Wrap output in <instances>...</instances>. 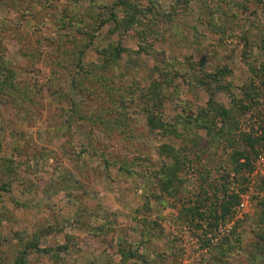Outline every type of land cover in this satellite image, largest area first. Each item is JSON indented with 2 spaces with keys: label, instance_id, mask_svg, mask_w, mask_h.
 I'll return each mask as SVG.
<instances>
[{
  "label": "rangeland",
  "instance_id": "obj_1",
  "mask_svg": "<svg viewBox=\"0 0 264 264\" xmlns=\"http://www.w3.org/2000/svg\"><path fill=\"white\" fill-rule=\"evenodd\" d=\"M123 1L0 0L3 55L32 91L25 109L11 99L0 101V264H16L37 239L41 248L29 250L24 264H264V173L250 175L259 153L251 172H237L228 147L213 145L200 130L196 145H204V153L198 156L193 144L183 182L165 188L146 176L162 166L161 144L179 146L181 140L166 128L153 130L139 99L144 86L166 73L173 83L160 112L144 99L165 125L183 130L180 115L214 101L238 111L239 132L258 134L264 115V0ZM134 4L147 19L126 33L123 21ZM139 30L156 33L147 40L154 45L151 54L138 53ZM115 46L124 47L118 60L99 65L101 53ZM206 72L218 73L212 87L195 82ZM102 76L108 82L114 76L117 94L126 96L133 85L139 99L128 105L131 100L122 98V130L106 131L84 118L103 99ZM253 79L257 104L242 113L232 94L243 98ZM122 161L133 175L120 169ZM224 184L230 193L247 196L252 209L231 233L212 241L218 225L193 221V208L202 188L221 195ZM123 248L134 256L121 258Z\"/></svg>",
  "mask_w": 264,
  "mask_h": 264
},
{
  "label": "trees",
  "instance_id": "obj_2",
  "mask_svg": "<svg viewBox=\"0 0 264 264\" xmlns=\"http://www.w3.org/2000/svg\"><path fill=\"white\" fill-rule=\"evenodd\" d=\"M126 1L127 0H124L123 3L126 4ZM129 13L130 14H128L126 21H123L124 23L126 22V25H124V32L126 33L129 29L132 28L131 26H135L139 22V20H143V18L147 19L145 10L139 7L138 4H134L133 8L129 9ZM107 22L108 20L105 19L103 21V25ZM118 24L121 23H119L118 21ZM140 32L142 34V43L140 44L138 53L151 54L154 50V45L147 40H149V35L153 34V36L155 37L156 33L150 31V33H147L139 30V33ZM93 40L94 39H92L91 37L89 44H94ZM82 47L85 48V44L82 43ZM83 48L79 50V55L77 57L81 68V55L84 52ZM123 51L124 47L115 46L113 47V49L101 53L103 57L105 55V59L99 61L100 63L98 64L100 65L101 63H103L106 66L110 63L111 58L117 61L118 58L122 55ZM107 56H109V59H107ZM221 72L222 71H218L219 75H221ZM218 73L206 72L204 73V76L198 77L195 82L196 84L210 87L211 80L219 81ZM16 74V70L12 66L10 60L6 59L3 55V49L0 42V101L11 99L17 108L25 109V105L23 104L25 102L29 104L32 102V91L30 87L21 84L17 80ZM113 77L114 76H111L110 78L112 81L108 82L106 80V77L102 76L100 80L103 87L101 91V93L103 94L101 95L103 99H100L98 97V100L100 101L99 103H97V109L84 114V118L89 120V122H91L93 126L103 125L104 130L106 131H114V129L122 130L125 128V119L127 118V105L126 103H124L125 106H120L122 104V98L124 99L123 101H125V99L126 101L128 99L131 100V103H129L128 105H131L136 102V100L142 98H144L148 103L150 101H153L154 108H156L160 112L166 99L164 93L173 83V78L170 77L169 74L162 73L159 77L153 78L148 86H144L141 89L140 97L139 99H137V95H134L135 92L133 91V85L127 87L129 89V93L126 96L117 94L115 85H112L115 81ZM250 82V91L249 89L245 90L246 95L243 98L235 99L234 95L232 94L233 102H235L236 107L242 113H246V111H249L250 108L254 107L257 104L255 97V94H257V92L255 90L256 88H258V85L255 84L254 79ZM131 83L136 84V81H132ZM144 99L141 100V102L143 104L142 106L144 111L148 113L150 127L153 130L166 128L165 130L168 135L181 140L179 146H175V143H173L172 145H170L169 143L161 144V146L159 147V154H162L165 159L161 164L162 166L160 167V170H157L153 173L152 171H150L149 176H146L147 179H155L159 183V185L164 186L165 188H169V186H172L174 180H176V183L183 182V179L181 177L182 173L184 172L186 174L188 172V169L192 167L191 164H193L191 162L192 160L190 159V151L193 150V144L195 145V148H199V145L196 144H199L202 139L199 133L200 130H205L207 132L208 136H210L212 139L210 140V142L213 145L228 147V150H230L232 157L231 161L236 164V167H234L235 171L240 172L241 170H243L247 173L253 170V159H255V155L259 153V148H256V145L261 146L264 140L263 115L260 116L261 120L259 122L260 126L258 134L257 132H239V129L241 127V119H239L240 114L236 113L238 111L234 112L233 110V112H230L225 107H222V105H220L219 103L211 101L208 104L207 108L201 109L198 113L190 112L191 115H188V111H186L187 115H180L177 119V123L179 122L184 127V129L179 130V127H177L175 123L169 122V124L165 125V122L161 121V119L158 118V114L150 109ZM248 99H250V103H246ZM76 109L78 110V107H76ZM203 146L204 145H201L199 150L195 151L197 152L198 156L200 153H204L206 148L203 149ZM241 159H244L243 162H241ZM120 169L128 175L134 174V170L129 165H126L125 161L121 162ZM262 184L264 185V180L262 181ZM1 187L4 191L8 190L6 184L2 185ZM166 190L167 189H164V191ZM210 195L214 197V200ZM196 198L197 205L194 206V210L192 209L194 211L192 220L197 221L198 219L200 222L207 221L209 222L210 226H217L219 225L220 220L224 221L226 217H230L234 214L235 211H233V207L234 205L239 204L240 193L237 191L230 193L229 189L224 184L221 195H219L216 190L213 189V187H211V189L202 188L200 193L197 194ZM207 202H209V204H212V206H209ZM207 206V210H212L211 212H206L205 210L201 211L203 209L202 207L206 208ZM199 226H202V224L199 223ZM42 235L45 236L46 233H43ZM37 240L31 241L29 243L27 242L28 244L22 251V256L17 257L16 264H24L26 255L28 254L27 252H29V250H39L41 248ZM126 252V249H120L119 255L121 256V258H132L134 256L132 255V251L127 253Z\"/></svg>",
  "mask_w": 264,
  "mask_h": 264
},
{
  "label": "built area",
  "instance_id": "obj_3",
  "mask_svg": "<svg viewBox=\"0 0 264 264\" xmlns=\"http://www.w3.org/2000/svg\"><path fill=\"white\" fill-rule=\"evenodd\" d=\"M262 112L264 114L263 110ZM263 118H264V115H263ZM258 172L264 173V140L260 147L256 168L254 172L250 175L255 176V174H258ZM252 182H254V180H252ZM240 198H241L240 202L237 208L235 209L236 211L230 217H226V219L221 224L218 225L215 231L216 235L214 234L215 236L213 235V237H211L212 241H217L220 238V236L222 234H225L226 232L231 233L235 228L236 220L244 217V214L250 212V210L252 209V205L249 202L247 196L240 194Z\"/></svg>",
  "mask_w": 264,
  "mask_h": 264
}]
</instances>
